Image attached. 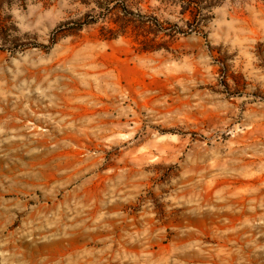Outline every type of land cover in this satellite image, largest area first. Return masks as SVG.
<instances>
[{
	"label": "rangeland",
	"instance_id": "rangeland-1",
	"mask_svg": "<svg viewBox=\"0 0 264 264\" xmlns=\"http://www.w3.org/2000/svg\"><path fill=\"white\" fill-rule=\"evenodd\" d=\"M0 264H264V0H0Z\"/></svg>",
	"mask_w": 264,
	"mask_h": 264
}]
</instances>
